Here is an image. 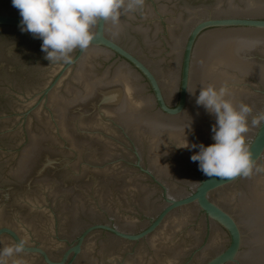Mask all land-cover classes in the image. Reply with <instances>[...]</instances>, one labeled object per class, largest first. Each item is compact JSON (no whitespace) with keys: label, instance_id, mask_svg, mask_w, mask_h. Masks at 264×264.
Here are the masks:
<instances>
[{"label":"clouds","instance_id":"9594fccd","mask_svg":"<svg viewBox=\"0 0 264 264\" xmlns=\"http://www.w3.org/2000/svg\"><path fill=\"white\" fill-rule=\"evenodd\" d=\"M11 3L21 17L20 31L42 41L41 51L46 54V60L64 64L73 62L71 54L76 50L83 52L90 47L96 39L93 28L101 22L118 26L122 12L142 6V0H11ZM227 95L225 88L209 85L200 87L196 96V105L215 118L211 129L214 143L206 147L186 142L183 148L199 149L190 160L198 162V169L205 177H246L253 170L246 146L252 109L243 103L235 107ZM260 122H264V114L252 119L251 125ZM191 123L190 120L186 129L191 130ZM22 248V242L17 243L14 248L3 249L0 255L11 256Z\"/></svg>","mask_w":264,"mask_h":264}]
</instances>
